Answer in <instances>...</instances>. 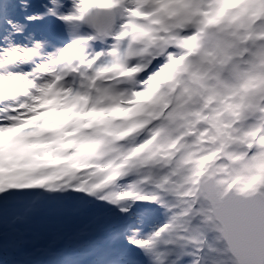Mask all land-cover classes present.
I'll return each mask as SVG.
<instances>
[{"label":"snow or ice","instance_id":"snow-or-ice-1","mask_svg":"<svg viewBox=\"0 0 264 264\" xmlns=\"http://www.w3.org/2000/svg\"><path fill=\"white\" fill-rule=\"evenodd\" d=\"M0 264H264V0H0Z\"/></svg>","mask_w":264,"mask_h":264}]
</instances>
